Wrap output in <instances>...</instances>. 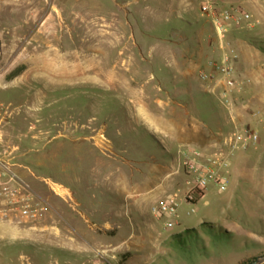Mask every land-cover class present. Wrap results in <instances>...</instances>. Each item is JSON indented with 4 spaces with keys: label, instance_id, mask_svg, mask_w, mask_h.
I'll use <instances>...</instances> for the list:
<instances>
[{
    "label": "rangeland",
    "instance_id": "rangeland-1",
    "mask_svg": "<svg viewBox=\"0 0 264 264\" xmlns=\"http://www.w3.org/2000/svg\"><path fill=\"white\" fill-rule=\"evenodd\" d=\"M201 1L43 0L44 13L29 8V24L18 34L0 19V74L16 65L18 52L29 54L39 72L54 67L78 74L58 84L61 99L51 104V114L22 108L2 129L0 152L19 145L14 161L21 179L47 209L37 220L0 213V264H76L80 259L65 256L73 254L57 240L33 236L51 234L49 225L58 226L64 215L89 223L106 218L102 206L99 217L92 211L103 203L113 208L116 223H127L114 227L115 237L127 243H116L120 252L112 264H125L124 254L140 248L162 251L159 264H247L264 255V104L247 75L251 61L264 64V2L256 1L260 9L251 13L240 0H212L219 9L249 15L229 21L220 37L200 12ZM42 13L48 15L40 23ZM105 19L113 36L98 33ZM21 41L31 42V49L10 45ZM241 51L249 61L240 62ZM226 57L234 81L229 87L220 70ZM21 85L39 90L43 83ZM16 91L0 90V102L16 98ZM146 113L159 128L141 124ZM235 131L253 133L254 141L231 146ZM32 142L45 147L35 152ZM190 150L202 161L225 162L214 166L226 190L209 184L194 205L185 199L192 184L182 152ZM43 153L46 169L33 156ZM46 180L67 188L71 199L55 194ZM172 195L179 206L170 217L173 226L166 227L168 217L151 208ZM95 228L100 236L102 227ZM209 233H222L220 246Z\"/></svg>",
    "mask_w": 264,
    "mask_h": 264
},
{
    "label": "crops",
    "instance_id": "crops-1",
    "mask_svg": "<svg viewBox=\"0 0 264 264\" xmlns=\"http://www.w3.org/2000/svg\"><path fill=\"white\" fill-rule=\"evenodd\" d=\"M38 4L35 5V0H0V19L3 21L5 27H11L12 33H20L22 28L29 24V18L27 16L28 9H32L36 11H44L43 0H37ZM179 2L184 0H177ZM223 1V0H216ZM241 3L250 4V6H246L245 9L249 10L251 13L260 9L259 5H256L257 2H264V0H240ZM241 4V5H242ZM250 8V9H249ZM258 8V9H257ZM252 9V10H251ZM49 12V10H48ZM44 13V12H43ZM41 14L40 23L45 19L46 15L43 16ZM11 46H14V49L17 51H25L31 49V42L29 41H21V42H12ZM26 55V56H25ZM29 54H24L23 52H18L16 54V59H14L17 63L16 65H12L9 72H4L0 74V90H5L7 88L17 89L16 98L13 100L6 102L13 111V114H19L22 108L30 114L36 113H47L51 114L52 111H47L51 104L56 100H60V96H56V91L60 89L58 84L64 81V78L67 75H78L75 72H69L66 69L49 67L48 70H44V72H39L34 65L29 64ZM240 62L244 63L248 60V56L241 51ZM14 61V62H15ZM246 61V62H247ZM27 62V63H26ZM242 64H239L240 67ZM38 71V72H37ZM249 73V74H248ZM249 82L254 83L258 93H256L255 97L258 98L259 104H264V64L263 66L254 65L251 61L249 72ZM11 83V84H8ZM22 83H43L39 90L35 89L31 86L21 85ZM259 90H263V93ZM52 93L54 95H52ZM53 97V98H52ZM58 97V98H56ZM254 97V98H255ZM52 98V99H50ZM23 99L24 101H22ZM25 105V106H24ZM138 112H143L140 108L137 109ZM188 114V112H186ZM145 120L141 122L147 126V128H157L158 126L153 121V118L148 114H144ZM159 128V127H158ZM1 144V143H0ZM31 145L37 146L32 147L33 151L40 152L43 147H45V143L42 145L41 143L32 142ZM19 150V145H14L10 153L13 157L14 163V171L19 175L20 178L23 176V172L19 169L20 165L14 161V159L20 154L16 151ZM19 154V155H18ZM34 158H36L37 166L40 168L46 169L49 167L48 157L43 154H34ZM122 192L129 194V191L126 187H123ZM103 207L105 211L106 218L101 219L98 216V209ZM48 215H50L51 211L54 209L48 205ZM113 208L108 203L99 204L97 207L92 208L99 219L96 220L95 223H89V219L84 218L83 216L80 219H84L83 221L78 219H71L66 215L61 216L60 222L58 226L49 225V228H54L50 230L51 234H38L34 235L33 238L37 241H58L61 243L59 247L68 250V252L72 255H65L69 257H76L80 259V261L76 264H112L111 260L116 257V254L120 251L116 250V243H127L125 238H116L115 232H113L115 226H124L127 223L125 221L116 223L114 218ZM129 221H134L138 226L139 223L135 221V218H131ZM85 222V223H84ZM5 225L4 223H1ZM142 226L148 227L153 224L141 222ZM36 224H34L35 226ZM101 226L100 236L95 227ZM139 227V226H138ZM21 232H18V234ZM19 236H23L20 235ZM132 235V234H131ZM130 235V236H131ZM75 243L74 245H70ZM68 246V247H67ZM126 246V245H121ZM126 247H129L126 246ZM162 251L157 253L152 249H134L129 251V253L124 254V262L125 264H159V261L162 259ZM82 259V260H81ZM49 262L48 264H51ZM58 264V262H57ZM72 264V263H69Z\"/></svg>",
    "mask_w": 264,
    "mask_h": 264
},
{
    "label": "built area",
    "instance_id": "built-area-1",
    "mask_svg": "<svg viewBox=\"0 0 264 264\" xmlns=\"http://www.w3.org/2000/svg\"><path fill=\"white\" fill-rule=\"evenodd\" d=\"M200 12L209 17L215 31L220 37L225 32L229 21L240 19V16L241 18L249 17V15L246 13L243 14L239 10L219 9L212 0H202ZM220 70L225 75L223 79L225 87L232 86L234 81L229 78L232 68L227 62V57L223 59ZM12 113L13 111L9 105L0 102V143L3 142L2 129ZM248 141H254L253 133L247 132L245 135H241L235 131L229 138V143L233 147L240 144L242 147H245ZM100 142L106 144V141L103 139ZM182 155L184 156V170L191 177L192 184V189L185 196L188 203L194 205V200L197 197L204 196V191L209 184L217 186L219 191L226 190L224 179L214 166V163L219 164V166H225L222 158L219 157L218 160L214 161L211 159L202 161L200 159V153L193 150L183 151ZM13 167L12 155L7 152H0V213L4 215H7V213H17L25 220H37L43 216L47 206L36 197V194L19 177ZM46 183L55 194L61 197L67 196L71 199V192L64 186L47 180ZM61 190L64 192L62 193ZM178 206L176 195H172L166 199L159 200L152 206L151 212L157 217H168L165 226L172 227L173 222L170 220V217L177 216ZM190 210L194 211V207H191Z\"/></svg>",
    "mask_w": 264,
    "mask_h": 264
},
{
    "label": "trees",
    "instance_id": "trees-1",
    "mask_svg": "<svg viewBox=\"0 0 264 264\" xmlns=\"http://www.w3.org/2000/svg\"><path fill=\"white\" fill-rule=\"evenodd\" d=\"M201 230L203 231V232H207V230L204 228V226H201ZM208 236H209V240L211 241V242H213V245H215V246H218L219 245V242H221V241H224L223 240V236H222V233H209L208 234ZM198 239H200V243H202V237H200V236H198ZM219 240V241H218ZM180 243V242H179ZM179 246H184V245H182L181 243H180V245ZM220 246V245H219ZM185 247V246H184ZM198 250H201L200 249V247L198 246ZM202 252V251H201Z\"/></svg>",
    "mask_w": 264,
    "mask_h": 264
},
{
    "label": "bare ground",
    "instance_id": "bare-ground-1",
    "mask_svg": "<svg viewBox=\"0 0 264 264\" xmlns=\"http://www.w3.org/2000/svg\"><path fill=\"white\" fill-rule=\"evenodd\" d=\"M105 22H106V25L103 26V28L99 29L98 30V33L100 34V37H108V36H113L114 35V32L113 30H111V27L113 26L111 22H108V20L105 19ZM119 38V37H118ZM117 48V47H116ZM123 61V60H122ZM77 72V70H76ZM79 72V71H78ZM82 74H84V71L81 70ZM112 78L109 77L108 78V81H111Z\"/></svg>",
    "mask_w": 264,
    "mask_h": 264
},
{
    "label": "water",
    "instance_id": "water-1",
    "mask_svg": "<svg viewBox=\"0 0 264 264\" xmlns=\"http://www.w3.org/2000/svg\"><path fill=\"white\" fill-rule=\"evenodd\" d=\"M0 54H1V43H0ZM264 263V255L257 257L253 261L247 264H263Z\"/></svg>",
    "mask_w": 264,
    "mask_h": 264
}]
</instances>
